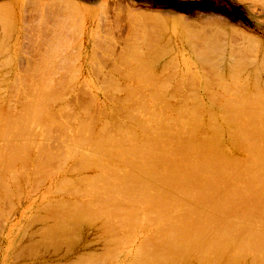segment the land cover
Instances as JSON below:
<instances>
[{
	"label": "bare ground",
	"instance_id": "6f19581e",
	"mask_svg": "<svg viewBox=\"0 0 264 264\" xmlns=\"http://www.w3.org/2000/svg\"><path fill=\"white\" fill-rule=\"evenodd\" d=\"M262 1H264V0H262ZM59 4H57V7ZM59 7H63V6L60 5ZM64 7H65V5H64ZM67 7H65V8L69 9ZM50 9H51V7H50ZM0 10H2V11H0V15L4 16V18H5L4 12H7L6 11L7 9L2 8ZM38 10H39V8H38ZM44 11H43V13H44ZM64 12L67 13V11H64ZM71 13L73 15L77 14V13L70 12V15H71ZM70 15H68V16L70 17ZM141 15H142V17L145 16L144 18H147L146 16H148V18H150L149 15H146V14H144V15L141 14ZM38 16H39V13H38ZM64 16H66V15H64ZM135 16L137 17V15H134V17ZM154 16H156V15H154ZM71 17L72 18H66V19H69L68 21L66 20V23L68 22V24H69V21H73V23H74V21H76V23L80 22V21H78V20H80L79 17H78L79 18L78 20H77V18H75L76 20H73L74 17L73 16H71ZM56 18H58V17H56ZM140 18H141V16H140ZM150 19L153 20L152 17ZM1 20H3V19H1ZM27 20H25V21H27ZM51 20L54 21V19H51ZM57 20H55V22H57V25L59 26L58 22H60V21H57ZM137 20H138L137 26H134V24H132V23L136 24L137 22H135V21L134 22L130 21L131 24L129 23L128 25H133L135 28H141L142 25H141V23H139L140 22L139 18ZM154 20H155V18H154ZM157 20H158V18H157ZM5 21H6V19H5ZM22 21H23V19H22ZM44 21H45V19H44ZM158 21L153 22L154 23L153 25H156L158 23ZM29 22H26V23L29 24ZM161 22H160V24L158 23L159 25L157 24L159 26V27L156 26L157 28H160L161 24H163V26L165 25L164 23H161ZM62 23H60V25ZM76 23H74V24H76ZM142 23H144V21H142ZM146 23L147 22H145V24ZM46 24H48V23H46ZM54 24L56 25V23H54ZM54 24L52 26H55ZM79 24L80 23H78V25ZM145 24H143V29H144ZM174 24H176V23L174 22ZM29 25L33 26L34 24L30 23ZM29 25L25 26V27L30 28ZM183 25H186V24H183ZM183 25H182V28L184 27ZM2 26H4V28H5L4 23L2 24ZM34 26H36V25H34ZM45 26H47V25H45ZM45 26L43 29H45ZM65 26H67V25L65 24ZM69 26H68V28H71V31L75 28V27H73V28L71 27L72 23ZM80 26H81V24H80ZM163 26L161 25V27H163ZM8 27H6V28H8ZM38 27H40V26H38ZM60 27L61 26H59L58 29ZM62 27H63V25H62ZM29 28H27V29H29ZM78 28L79 27H76L77 30H78ZM146 28L147 27H145V29ZM189 28L192 29V27L187 26V25L184 27V29H186V30H188ZM33 29H35V28H33ZM33 29L31 27L30 30L33 31ZM38 29H41V28H38ZM38 29H36V33L38 32L37 31ZM56 29H57V26H56ZM58 29L56 31L55 30H53V31H55V32L60 31V29L59 30ZM65 29H67V27H65ZM176 29H177V27H176ZM179 29H180V27H179ZM13 30H14V28H13ZM50 30H51V28H50ZM61 30H62V28H61ZM151 30H153V29H151ZM186 30H185V32H186ZM192 30H194V29H192ZM23 31H25V30H23ZM32 31H31V34H33ZM46 31L45 32L43 31V32L46 33ZM53 31H51V32L47 31V34H46L47 36L44 34L45 38L48 39L47 37H48V35H51V33L53 35L54 34ZM67 31H68V29L65 30L63 33L66 32L65 34L67 36L65 34H64V36L68 37V39H69L72 36V34L70 35V33H73L75 31V29L72 32L70 31V33H69V31L68 32ZM177 31H179V30H177ZM28 32H26V34ZM40 32L42 33V31H40ZM48 32L50 34H48ZM63 33L60 32V33H56V34L57 35L62 34L61 36L64 37ZM149 33H151V32H149ZM234 33H232L233 36H234ZM28 34H29V36L28 35L27 36L30 37V35H31L30 32ZM76 34H77V31H76ZM78 34H79V32H78ZM130 34H131V32H130ZM144 34H145V32H144ZM22 35H24V34H22ZM96 35L97 34H95V36ZM14 36H15V38H17L16 37L17 35H14ZM34 36H35V34H34ZM79 36H80V34H79ZM135 36L136 35L134 34V37ZM145 36H148V35H144L143 37L145 38ZM151 36H152V34H151ZM166 36H167V34H166ZM226 36H227V34H226ZM245 36H244V38H245ZM8 37H9V35H8ZM50 38L53 40H56V42L58 41L55 36H52V37L50 36L49 39ZM61 38H59V40ZM71 38L72 39H69V40L64 38V41H67L64 43L65 45L63 44V42H61L63 40L62 39V40H60L59 43L54 42L53 45L51 44L52 45L51 47L55 48L56 47L55 44L56 45L60 44V46H62V48L64 45L67 49L69 48V50L74 49L75 46H72L69 43L70 40L71 41L74 40L73 37H71ZM103 38L105 39V37H103ZM103 38H101V39L104 40ZM144 38H143V40H144ZM165 38H167V37H165ZM242 38L243 37H241V39ZM248 38H249V36H248ZM25 39H26V37H25ZM75 39H78V38L76 37ZM97 39H98V35H97ZM146 39H149V38H146ZM2 40L3 39H1L0 42H2ZM38 40L39 39H37V41ZM44 40L45 39H43V41ZM50 40H47V42L45 40V42L47 43L48 46L44 45V47L46 46L47 49L46 48L43 49L41 47L42 50H44V52L42 50L38 51L39 48L38 49L35 48V55L37 53L36 50L38 52H40L38 58L41 59L42 62H44L43 59L46 58L48 55L46 57H43V56L41 57V52H43V53L46 52L49 54V52L51 53L54 51L53 48H50L53 51H51V50L48 51L49 50L48 48L50 47L49 43L53 42V40H51V41ZM98 40L100 41V39H98ZM110 40L111 39H109V42L110 43L112 42L111 43V47H112V44H114V43H113V40L112 41H110ZM150 40H152V39H150ZM229 40H227V41L229 42ZM251 40H252V38L249 39V44H251V43L255 44V43H253L254 40H252V41ZM17 41H19V39ZM39 41H41V40H39ZM126 41H125V43H126ZM250 41H251V43H250ZM45 42H43V44H46ZM138 42H140V40H138ZM167 42H168V40H167ZM185 42H186V40H185ZM245 42H247V41H245ZM34 43H35V45L38 44V43L36 44V40ZM67 43H68V45H67ZM95 43H97V42L95 41ZM100 43L102 44L103 41H101ZM104 43H105V41H104ZM141 43H142V41H141ZM1 44H0V46H1ZM61 44H63V45H61ZM93 44H94V42H93ZM105 44H107V43H105ZM24 45H25V43H24ZM29 45H31V43ZM77 45H78V43H77ZM135 45H136V43H135ZM218 45H219V43H218ZM243 45H244V43H243ZM70 46H72V48ZM216 46H217V44H216ZM253 46L256 47V44ZM113 47H114V45H113ZM125 47H126V49L124 48L125 50L123 52V55H125V56L131 55V53H132L133 55H135V57H137L136 60H137L138 65L136 64L137 69H135V72L137 73L138 69L144 70L147 67L148 62H149L152 55L151 54H145L144 52H143L144 54H141L140 53L141 51H139L138 49H137L138 51L132 50L134 47L133 48L128 47V46H125ZM139 47H141V46H139ZM21 48L22 47H20V49ZM23 48L25 49L24 46H23ZM59 48H61V47H59ZM64 48H63V50L61 49V51H59L58 47L55 48L56 50L58 49V51H59L57 53V55L59 57L55 58V59H57L56 63L60 62V61H58V59L60 57H63L61 55L67 51L66 48H65V50H64ZM94 48H95V46H94ZM97 48H99V47H97ZM153 48H151V49H153ZM248 48L249 47H247V49ZM262 48H263V46H262ZM3 49H4V47H3ZM16 49H18V48H16ZM106 49H108V47H105V50ZM26 50L28 52V49H26ZM26 50H23V52ZM32 50L34 51V49H32ZM45 50H47V51H45ZM69 50H68V52H69ZM145 50H146V46H145ZM227 50H228V48H227ZM243 50H245V49H243ZM0 51H2V49ZM75 51H78V50H74V52ZM106 51H109V50H106ZM106 51L104 52L105 54L102 51H100V52H101V54L103 53L102 55H106ZM142 51H144V49H142ZM54 52H55V55H54V53L53 54L51 53L52 57L49 55L50 58H53L56 56L57 51H54ZM61 52H62V54L60 55L59 53H61ZM0 53L2 54L3 52H0ZM9 53H8V55H9ZM31 53H32V51H31ZM46 53H45V55H46ZM28 54H29V56H31L30 53H28ZM65 54L67 55V52ZM65 54H63V55L66 56ZM71 54H74L73 57L75 56V53H73V52L67 56L72 57ZM107 54L109 55V53H107ZM8 55L5 57H8ZM20 55H22V54H20ZM110 55H111V53H110ZM110 55H109V58L112 57ZM116 56H117V54H116ZM217 56H218V54H217ZM5 57H3V58H5ZM34 57L35 56H33V60H34ZM106 57H108V56H106ZM113 57H115V56H113ZM17 58L18 57L16 56V59ZM38 58H37V60H39ZM77 58H79V57H77ZM167 58H169V57H167ZM11 59H12V57H11ZM60 59L62 61L64 59V57L60 58ZM68 59L65 58L64 62H62V63H65V60L68 61ZM70 59H73V58H70ZM26 60H28V59L26 58ZM49 60L51 62L50 66H51V64L55 63L54 60H52V59H49ZM49 60H47V61L49 62ZM235 60H237V59H235ZM9 61H10V59H9ZM19 61H21V60H19ZM73 61L71 63L69 62L70 66L68 65V63L65 64V67H66V65H68V67H66L67 69L64 68V64L60 65L61 62L59 63V65L55 64L56 69L58 68L57 70H59V66H60V68L63 67V69L61 68L62 72H64V69L69 70L68 68L71 67V64H73ZM112 61H113V58H112ZM38 62H41V61L39 60V61H37V63ZM113 62H115V61H113ZM167 62H168V60H167ZM24 63L26 66L28 65V63H26V62H24ZM32 63H34V62H32ZM47 63H45L46 66L49 65V63L48 64ZM77 63H79V62H77ZM9 64H11V63H9ZM9 64L7 63V65H9ZM16 64H18V63H16ZM34 64H36V63H34ZM34 64L32 65V67H34ZM74 64H75V62H74ZM164 64H166V63H164ZM36 65H39V63ZM42 65H43V63H42ZM42 65H41L42 68L40 70L38 69L39 66L35 67V69L37 68V70H33V71H31L32 69L27 70V72H29V71L31 72L30 74H27V75H25L26 69L23 68L25 71V72H23V74L25 76L29 77V81L28 80L27 81L30 82V80H31V83H25V84L19 86L20 84L14 85L13 82L10 81L12 84L7 83V85H8L7 87L9 88L8 89L9 93L5 92L6 93V95H5L4 92H0V201H2V202L8 201L13 196V193H16L15 189L19 186V184L22 181H26V182L28 181L27 179L30 176L28 173V170L30 168H32L34 170V174H35V175H31V176L37 177L36 174L38 175V174L43 173V171L46 168H48L49 166L51 168V166L54 165L55 163L62 162V159L63 160L66 158L69 159V157H70L71 158L70 162H72L71 161L73 159L72 156L74 157V154L76 155V154H78V152L79 153L81 152L80 159H79L80 161L78 160L79 164H77L78 165L77 167L79 168V170L83 169V168H87L88 166L93 167V168L97 167L99 170L101 169L102 172L100 171V173L93 178H89L87 176L84 177V175H83L84 179L82 181L75 178V180L77 181L76 185H78L77 183L79 181L84 182L87 185V186H84V188L82 187L83 191L85 190L87 192V194L82 195V194H80V192H76V193H79L82 196L88 195L90 200L88 202L84 201L86 204L83 202L86 207L81 208L78 206L79 209H76L74 211L70 210L69 213L65 214L64 216L62 215V217H66V219L64 218L60 222L58 221L53 226L54 228H52L49 232V233H51L50 234L51 236L49 238H47V239L43 238L44 242H48V243L51 242L52 245L55 247V249H54L50 245L53 253H55V251L57 253V252H60L63 250L61 257H63L62 260L64 261V264H73V262L71 260L69 262L67 261L68 258H70V257H68V255H70L68 253H70V252H68V251H70V249L72 247H74L75 243H76L75 246H77V243L78 242L80 243V241H82L81 237L84 236L83 235L84 231L82 230L83 226L92 225L94 223V220H93L94 218L102 217L105 214H106V216H108L109 220L106 218V216H104L106 218V222H107V223L104 222V225H105V227H106V224L108 226L107 229L104 230L106 233L105 232L104 233L105 234L108 233V235H107L108 238H109V236H112L111 238L113 240L110 238V244L111 245L117 244V245H120L121 247L123 245V247H124L126 242L131 241V240H129V238L132 237L135 232H138V231L148 232V233H146L147 235L145 234L146 235L145 237L143 236V239L141 241L137 240L138 241L137 246H133V247H136V249L133 248V250H129L128 256H130V258H129L130 261L127 262L128 264L129 263L130 264H243L247 261H249L248 263H250V264H264V100L256 103L250 99L249 100H245V98L241 99L238 97L239 95H237V97L235 96L237 99L236 98L235 99L229 98L230 100L228 99L226 102H224V103L222 102L223 104H219L218 106L220 108L218 107L219 111H217L213 105H209L208 107L204 106L205 104L203 105V103L200 102L196 93H194V94L193 93L192 94L186 93L185 96H183L182 100L178 104L167 101L163 98L162 95L165 94L166 92H168L169 90L167 87H165L163 85L164 87L159 86L160 88L158 89V91H156L157 95H159L158 97L162 100L157 105H154L155 109L153 112L151 111L152 112L151 115L142 114L140 112H134V111L132 112V110H130L131 105L129 107V104H128V107H127V105H125L126 107H123L125 110L121 106L120 109L115 108V109H112L111 112H109L110 109H108L109 110L108 111V110H106L107 109L106 107L101 108V107H99L100 104H97L98 107L101 109L100 112L95 110L96 114H97V115H95L94 111L91 108L88 109L87 107H85L84 109H85V112H87V113H85V112L84 113L86 115H88L87 120L86 121L83 120L84 122L80 121L79 126H75L76 124L73 125V122L76 123L81 118H80V115L77 113L78 110L74 111V110H72V108H69L68 104H70V103L66 104L65 102H63L62 106L66 104L68 107L66 106L67 108L66 107L63 108L61 106V107H59V109L57 108L58 110L56 109L55 112H52L50 109V106L52 107V105L59 99V96L65 93V92L64 93H62V92L64 90V85H67L66 84L67 80H65V77H63V79L61 77V79H58V82H56L55 79L50 78V77H53L52 71L46 69V66L44 67ZM55 65H53L51 67L52 70H55L54 69ZM117 65H118V62H117ZM261 65H264V63L262 62ZM20 66H22V65H20ZM235 66H236V64H235ZM121 68H123V67L121 66ZM0 69H1V66H0ZM164 69H166V68H164ZM170 69H169V71H170ZM4 70H7V69H4ZM61 70H59L58 72L53 74L54 77H55V75H57V73H60ZM73 70L76 71V68ZM73 70H71L70 72H72ZM166 70H168V69H166ZM113 71H114V69H113ZM204 71H205V68H204ZM70 72L66 71L65 74L71 75ZM108 72H109V70H108ZM196 72H198V69ZM19 73H21V72H19ZM50 74H51V76H50ZM109 74H112V72L111 73L109 72ZM192 74H193V72H192ZM255 74H257V73H255ZM255 74H254V76H257V75L259 76V74H257V75H255ZM0 75H1L0 77H2V74H0ZM5 75H6V72H5ZM133 75H135V73ZM201 75H202V73H201ZM17 76H19V75H17ZM61 76H62V74H61ZM74 76H70V77L68 76V77L73 78ZM107 76H109V75H107ZM163 76L164 75H162V77ZM234 76H236V75H234ZM110 77H108V78H110ZM166 77H168V76H166ZM190 77H192L191 74H190ZM245 78L248 79L247 77H245ZM14 79H15V74H14ZM51 79H52V81H55L56 84H55V82H52V81L51 82L53 84H51L49 81ZM156 79H157V77H156ZM168 79H170V78H168ZM258 79H260V78H258ZM12 80H13V78H12ZM107 80L109 81V79H107ZM193 80H194V78H193ZM204 80H203V82H206ZM255 80H256V77H255L254 81ZM15 81L18 82V79L17 80L15 79ZM155 81H157V80H155ZM159 81H160V79L158 80V82ZM233 81H234V79H233ZM256 81H258L257 83L259 86V80H256ZM0 82H4V80H2V78H0ZM21 83H24V82H21ZM116 83L118 84V82H116ZM173 83H175V82H173ZM101 84H102V82H101ZM117 84H114V85H117ZM202 85L204 86V84H202ZM206 85H208V84H206ZM255 85H257V84H254V86ZM3 86H1V87H3ZM67 86H70V85H67ZM88 86H87V88H88ZM181 86H182V88L184 87L183 85H181ZM96 87L99 88L98 84ZM118 87H115V88L117 89ZM121 87H122V85H121ZM4 88H3V90H4ZM73 88H74V86H73ZM127 89H128V87H127ZM206 89L207 88H205V90ZM257 89H258V87H257ZM122 90H124V89H122ZM140 90H141V88H140ZM183 90H185V89H183ZM75 91H77V90H75ZM83 91L84 90H82V93H83ZM93 91H95V90H93ZM101 91L102 90H100V92ZM106 91H108V89ZM176 91L177 90L174 88L171 90V94H172L171 97H173V95H174V97L176 96L175 95ZM68 92L71 93V91H68ZM90 92L91 91H89V93ZM247 92H249V91H247ZM251 92H252V90H251ZM144 93H146V92H144ZM181 93H183V92L181 91ZM111 94H113V93H111ZM66 95L68 96V94H66V93L63 96L65 97ZM71 95H72V93H71ZM167 95H169V94L167 93ZM14 97H16L20 101L19 102L20 107L16 108V105H15L16 101H13L16 98H14ZM64 97H63V99H64ZM76 97H77V95L75 96V98ZM78 97H80V96H78ZM176 97H178V96H176ZM94 98H96V96ZM249 98H252V97L250 96ZM63 99H61V100L63 101ZM65 99L69 100V98H67V97ZM209 99H210V97H209ZM94 100H97V98ZM148 100H151V99L148 98ZM221 101H223V100H221ZM71 102H73V101H71ZM104 102L106 103V101H104ZM113 103L114 102L112 101V105H113ZM59 105H61V103H59ZM59 105H57V106H59ZM115 105L117 106L118 104H115ZM57 106L55 105V107H57ZM92 107H94V104ZM134 107H136V106H134ZM205 115H207V116H205ZM123 118H125L126 120L128 119L129 121H125ZM30 125H31V127H30ZM28 129L31 130V132H29ZM32 132H34V133H32ZM32 134L34 136L36 134L40 135V138L44 139L43 140L44 144L41 145V142H40L41 146H36L35 149H33V148L31 149V147L33 146V143H34V142H31L32 141V138H31ZM29 136H30V138L27 139ZM45 139H48L49 143L52 141H55L57 139H58V142L55 141L54 142L55 144L53 143L54 145H52L53 147L50 148L49 145H45ZM224 146L225 147L228 146L231 151L227 152L226 151L227 148H225ZM237 153H243V156L239 157L240 155L237 156ZM78 157H79V154H78ZM98 157H99V160H98ZM68 159H66L65 162ZM76 159H77V157H76ZM104 159H105V162H104ZM29 160H30V165L28 166ZM64 163H63V165H64ZM74 164H75V162H74ZM74 164H72V166ZM59 165L56 166V164H55V169L56 168L60 169L61 167L59 168ZM69 165H70V163L68 164V166L66 164L67 167L65 169V172H66V170H68ZM62 167H64V166H62ZM50 168H48V171ZM55 169L52 170V172L54 171L56 173L57 169H56V171H55ZM70 169H72L71 166H70ZM117 169H119V170H117ZM73 170H75V169H72L70 171L73 172ZM29 172H31V171L29 170ZM44 172H46V171H44ZM52 172H51V174H52ZM61 172H63V171H61ZM32 173L33 172H31V174ZM64 173H63V175H64ZM45 174H47V173H45ZM49 174H50V172L46 175V177H49L50 176ZM52 175H54V174H52ZM80 176H81V174H79V177ZM38 177L37 178L39 180L42 179V177L40 178V175ZM60 177H61V175H60ZM63 177L64 176H62L59 180L62 181ZM67 177L72 179V177H70L68 175H67ZM67 177H66V179H67ZM74 177H76V176H74ZM44 178H43V180H45ZM24 179H26V180H24ZM32 179L33 178H31V180ZM38 179H37V182L39 181ZM33 180L35 181L36 179H33ZM34 181H33V183H34ZM61 181H60V184H63L62 186H64L63 188H65V189L67 188V187H65V185H69V183H70V187H71L72 184L73 185L75 184V183L71 184V182L68 179H67V182L69 181L68 184H66L67 182L66 183L63 182V181H66L65 179H63V181H62L63 183H61ZM37 182L35 181V183H37ZM30 183H32V182L30 181ZM84 183H81V184H84ZM40 185H41V182H40ZM80 186H83V185H80ZM21 187H22V185H21ZM27 187H29V186H27ZM55 187L58 188V186H55ZM75 187L73 186L72 188H69L70 193L77 191V190H75V191L71 192V189H73V188L75 189ZM79 188L81 189V187H79V185H78L77 189H79ZM22 189L24 190L25 188H22ZM53 190H55V191L54 192L51 191V192L55 193L56 189H53ZM59 190L57 191L58 193H59ZM62 190H60V191L63 192V194H64L65 192H64V190L63 191ZM78 191H81V190H78ZM83 191H81V193H83ZM21 192H22V190H21ZM76 193L74 195H76ZM16 194H15V197H16ZM18 194L20 196V193H18ZM67 194L68 193L66 192V195ZM21 195H24V193H22ZM71 196L73 197V195H71ZM17 197H18V195H17ZM60 197H61V195H60ZM66 197H65V199H66ZM78 197H80V196H78ZM52 198H54V197H52ZM62 198L63 197H61V199ZM17 199H19V198H17ZM57 199L58 200H56V199H54V200H56V201L61 200L58 197H57ZM68 199H70V198L68 197ZM83 200H85V199H83ZM92 200L95 204L92 202ZM100 201H102V203ZM63 202H65V201L63 200ZM96 202H97V205H99L98 202H100V207L96 205ZM103 202H107L106 210L103 209V207L105 208V205H103V207L101 208V204H104ZM0 204H1V202H0ZM75 204H76V202H75ZM75 204H73V205H75ZM7 205H8V203H7ZM10 205H8V206L10 207ZM3 207H4V205H3ZM8 208H7V210H8ZM99 208H101V210L103 209L104 212L107 211V213H105L104 215L101 216L99 214L100 213L99 211H101ZM66 209H68V208H65L64 204L62 203V204H59V206L56 209H54V212L65 211ZM1 210H3L2 207H1ZM9 210H11V209H9ZM51 212H52V210H51ZM35 214H36V212H35ZM58 214H59V212H58ZM2 215H4V214H2ZM2 215L0 213L1 219L3 218ZM98 215H99V217H97ZM102 219H104V218H102ZM5 220L3 219L2 221H4V223H5ZM55 220L57 221L56 218L54 219V221ZM2 221H0V222H2ZM95 221H97V220H95ZM103 221H105V220H103ZM101 224H102V222H101ZM104 225H103V227H104ZM103 227H102V229H103ZM41 231H42V229H41ZM87 235L88 234L86 233L85 236H87ZM19 236H20V234H19ZM56 236H59L60 240L56 241V238H55ZM82 239H85V238H82ZM136 239L137 238H135V240ZM52 240L54 242H52ZM78 240H80V241H78ZM86 240H87V238H86ZM121 240L123 243L120 242ZM124 241H125V244H124ZM82 243H84V242H82ZM120 243H122V245ZM130 243H133V242H130ZM110 244L108 245L107 248H111ZM81 245H83V247H84L85 244H81ZM117 245L115 247L118 248ZM128 245H130V244L128 243ZM35 246H38V247H32V249H29L27 253L32 254V252H35L36 249L39 250L40 245H35ZM86 246H88V244H86ZM79 247H80V245H79ZM121 247H119V248H121ZM107 248H106V250H107ZM117 248H116V250L114 249L115 253H116V251L119 252V249H117ZM45 249L49 250V252H50V249L48 247ZM103 249H102V251H106ZM73 250H74V248H73ZM75 250H77V248H75ZM46 251H44V252L46 253ZM77 251H75V252L77 253ZM125 251H126V249H125ZM108 252L109 251H107V254H110V255H108L106 257L109 258V256H112L113 252H112V254L110 252L109 253ZM103 253H101V254H103ZM125 253L126 252H124V254ZM41 254H43V252ZM78 254H80V253H78ZM89 255L90 256L86 260H83L78 256V258H77L78 262L76 264H105V262L108 261V259L106 261V258L101 259V256L99 254H94V252H91ZM118 255L112 256V259L110 261L112 264L115 263L113 260H116L115 257H118ZM38 256H39V253H38ZM38 256H37V258H38ZM122 258H124V257H122ZM110 262L108 261L107 264H110ZM119 262H120V260H119ZM57 264H60V263H57Z\"/></svg>",
	"mask_w": 264,
	"mask_h": 264
},
{
	"label": "rangeland",
	"instance_id": "374dc122",
	"mask_svg": "<svg viewBox=\"0 0 264 264\" xmlns=\"http://www.w3.org/2000/svg\"><path fill=\"white\" fill-rule=\"evenodd\" d=\"M56 3L57 4L60 3L58 5V7H57ZM63 4L65 5V7L68 6L67 8H69V9H66ZM60 5H62L63 7H59ZM49 6L51 7V9ZM2 8L7 9L6 10L7 12H4L5 18H4V16L0 15V21H1L0 22V32H1L0 33V41H1V39H3L2 40L3 43L0 42V44L1 43L3 44V45L1 44V46H0V50L2 49V51H0V52H3L2 54L0 53V59H1L0 60V62H1L0 63V66H1L0 74H2V77H0V78H2V80H4V82H0L1 86L4 85L3 87L0 86V88L2 89V90L0 89V92H4L5 95H6V93H9V91H8L9 88L7 87L8 86L7 83L10 84L11 83L10 81H12L14 85L20 84L19 86H21L25 83H31V80H30V82H28L29 77L25 76V75L31 73L30 71L27 72V70H29V69H32L31 71L37 70V68L35 69V67H38V66H39L38 69L40 70L42 68L41 67L42 63H43L42 66L45 67L46 66L45 63H47L48 62L47 60H49V59L54 60L55 63L51 64V66H50L51 62L49 60V62H48L49 65L46 66V69L51 70L53 74H55L56 72L61 70V68L63 69V67L60 68V66H59V70H57L58 68L56 69L55 64L59 65V63L61 62L60 65L64 64V68L67 69L66 67H68L69 62L71 63L75 59L73 61V64H71V67L68 68L69 70L64 69V72H62V70H61L62 73L61 72L60 73L62 74V76L60 73H57L58 76L55 75L56 78L58 77L57 79L54 77V75L52 73L51 74L53 77H50L51 74L49 76L50 78L55 79L56 82H58V79H61V77H62V79H63V77H65V80H67L66 84L70 85V86H67V85H64L65 83L63 84L64 90L62 93L65 92L66 94H68V96L66 95L64 97L63 95L65 93L60 95L59 99L55 102L56 104L54 103L52 105V107L50 106V109L52 112H55L57 108L59 109V107L62 106L63 102H65L66 104L70 103L72 106L70 104H68L69 108H72V110H74V111L78 110L77 113L80 115V118H81L76 123L73 122V125L76 124L75 126H79L80 121L84 122L83 120H85V121L87 120L88 115L85 114V113H87V112H85V109H84L85 107H87L88 109L91 108L94 111V114L97 115L95 110L100 112L101 109L99 107H101V108L106 107L107 108L106 110L110 109V111L109 110L108 111L111 112L112 109H115V108L120 109L121 106H122V108L126 107L125 105H127V107H128V104H129V107L131 105L130 110H132V112L134 111V112H140L142 114L151 115L155 109L154 105H157L162 100L158 97L159 95H157L156 91H158V89L160 88L159 86H163V85L165 87H167L169 90L168 92H166L165 94L162 95L163 98L167 101L178 104L182 100L183 96H185L186 93L187 94L196 93L200 102H202L203 105L205 104L204 106L208 107L209 105H213L217 111H219L218 110L219 104H223L229 98L235 99L237 97V95H239L238 97L241 99H243V98H245V100L250 99L256 103L264 100V74H263L264 73V65H261L262 62L264 63V49H263L264 48V1H262V0L261 1L260 0H0V9H2ZM38 8H39V10H38ZM0 11H2V10H0ZM43 11H44V13H43ZM64 11H67V13ZM70 12L77 13V14L73 15L71 13V15H70ZM38 13H39V16H38ZM141 14L149 15V17L150 18L152 17L153 20L148 18V16H146L147 18H144L145 16L142 17ZM64 15H66V16H64ZM68 15H70V17ZM134 15H137V17L136 16L134 17ZM154 15H156V16H154ZM71 16L74 17L73 20H76L75 18H77V20L80 18V20H78L80 22L76 23V21H74V23H76V24H74L73 21H69V24H68V22L66 23V20L67 21L69 20L66 18H72ZM140 16H141V18H140ZM56 17H58V18H56ZM156 17L158 18L159 21L157 20ZM136 18L137 19L139 18V20H140L139 23H141V25H142L141 28H135L134 27V26H137V24H138V20ZM154 18H155V20H154ZM1 19H3V20H1ZM5 19H6V21H5ZM22 19L24 22L22 21ZM44 19H45V21H44ZM51 19H54V21ZM25 20H27V21H25ZM55 20L60 21V22H58V24H59V26H61L59 28L60 31H57V32H55V31L58 29L59 26L57 25V22H55ZM130 21H132V22L135 21L137 23L136 24L132 23V24H134V26L128 25L130 23ZM142 21H144V23H142ZM155 21H158L159 24L162 21L161 23H164L165 25L163 26V24H161L163 27H161V25H160V28H157L156 26H158L159 24L156 22L158 25L156 23H155L156 25H153L154 24L153 22H155ZM26 22H29V24L32 23L36 26H34V25H33L34 27L32 25L30 26ZM145 22H147L146 23L147 25L145 24ZM174 22L176 24H174ZM1 23L2 24L4 23L5 28H4V26H2ZM46 23H48V24H46ZM54 23H56V25ZM60 23H62V24L60 25ZM71 23H72L71 27L72 28L75 27L74 28L75 31H74V29L72 30V31H74L73 33H70L71 28H68V26ZM78 23H80L81 26H80V24L78 25ZM53 24L55 26H52ZM65 24L67 26H65ZM143 24H145L144 29H143ZM183 24H186L187 26L192 27V29H194V30H192L190 28L189 29L192 32L189 29L186 30L188 27L186 29H184V27L186 25H183ZM7 25L8 26L10 25V26L8 27ZM28 25L30 26V28L27 27L29 29H27L25 27ZM45 25H47V26H45ZM62 25H63V27H62ZM182 25L184 26L183 28H182ZM38 26H40V27H38ZM44 26H45V29H43ZM56 26H57V29H56ZM6 27H8L9 29ZM31 27H32V29L33 28H35V29H33V31H32V30H30ZM37 27L41 28V29H38ZM65 27H67L70 35L72 34L71 37H73V39H74L73 41L70 40L72 43L69 41L70 45L75 46L74 49H70L71 51L69 50V48L67 49L64 46L65 45L64 43L67 42V41H64V38L68 39V37H66L67 35L65 34L66 32L63 33L65 30H67V29H65ZM76 27H79L78 30L76 29ZM145 27H147V28L145 29ZM176 27H177V29H176ZM179 27H180V29H179ZM13 28H14V30H13ZM50 28H51V30H50ZM61 28H62V30H61ZM36 29H38L37 33H36ZM151 29H153V30H151ZM23 30H25V31H23ZM46 30L49 32L55 30V31H53L55 35L54 34L52 35V33H51V35H48V37H47L48 39H46L45 38V35L47 34ZM177 30H179V31H177ZM185 30H186V32H185ZM28 31L30 32V34H31V31L33 33L30 35V37H28L29 36ZM40 31H42V33ZM43 31L44 32L46 31V33H44ZM76 31H77V34H76ZM230 31L231 32L233 31L232 33L235 32L236 34L234 33V36H233ZM26 32H28V33L26 34ZM49 32H48V34H50ZM60 32L63 33V36H64V34L66 36L62 37L61 36L62 34L61 35L58 34L60 36L59 37L56 33H60ZM78 32H79L80 36H79ZM130 32H131V34H130ZM144 32H145V34H144ZM149 32H151V33H149ZM21 33L24 35H22ZM34 34H35V36H34ZM95 34L98 35V39H100V41L97 39V35L95 36ZM134 34L136 35L135 37H134ZM151 34H152V36H151ZM166 34H167V36H166ZM226 34H227V36H226ZM8 35H9V37H8ZM14 35H17L16 36L17 38H15ZM144 35H148V36H145V38H144L143 37ZM24 36L26 37V39ZM50 36L51 37L55 36L56 39L58 40L57 41L58 43L60 42V40L63 39L61 42H63L64 45L63 44H61V45H63V48L64 47L66 48L67 55H70V53H72V52L75 53L74 57H73L74 54H71L72 55V57H71V56H67L65 54L66 52L63 53L66 56H64L62 54V52L59 53L60 55L62 54L61 56H63L64 59L65 58L66 59L73 58V59H70L71 61L68 59V61L65 60V63H62V62H64V59L61 61L60 58H63V57H60L58 59V61H60V62L57 61L58 63H56L57 59H55V58L59 57L57 55V53L59 51H61V49L63 50V48H62V46H60V44H57L58 46L55 44V46L58 47L59 51H58V49L57 50L55 49L56 48L55 46H54L55 48L51 47L54 44V42L57 43L56 40H53L51 38L50 39L53 40V42L52 43L48 42L50 44L48 51H50V50L51 51H53V50L57 51L56 56L53 57L54 59L49 57V55L51 56L53 53L55 55L54 51L51 52L52 54L50 52H49V54L45 52L46 55H45V53H43L44 50H42V48L47 49V47L46 46L44 47V45H47L46 42H47V40H50L49 39ZM244 36H245V38H244ZM248 36H249V38H248ZM71 37L69 39H72ZM76 37L78 39H75ZM103 37H105V39ZM165 37H167V38H165ZM241 37H243L244 39L243 38L241 39ZM36 38L41 40V41H39V40L37 41ZM59 38H61V39L59 40ZM101 38H103L104 40H102ZM134 38L135 39L137 38V39L135 40ZM143 38H144V40H143ZM146 38H149V39H146ZM251 38H252V40H254L253 43L256 44V47L253 46L255 44L251 43L252 40L250 41L251 44H249V39H251ZM18 39H19V41H17ZM43 39H45L46 42H45V40L43 41ZM109 39H111L110 41L113 40L114 44H112V47H111L112 42L110 43ZM150 39H152V40H150ZM35 40H36V44L38 43L37 45H35V43H34ZM138 40H140V42H138ZM167 40H168V42H167ZM185 40H186V42H185ZM227 40H229V42ZM92 41L94 42V44ZM95 41L97 43H95ZM101 41H103L102 44L100 43ZM104 41L107 44H105ZM125 41H126V43H125ZM141 41H142V43H141ZM245 41H247V42H245ZM43 42H45L46 44H43ZM24 43H25V45H24ZM30 43H31V45H29ZM77 43H78V45H77ZM135 43H136V45H135ZM218 43H219V45H218ZM243 43H244V45H243ZM216 44H217V46H216ZM67 45H68V43H67ZM113 45H114V47H113ZM23 46L25 47V49L23 48ZM72 46H70V47L72 48ZM94 46H95V48H94ZM104 46L108 47V49H106V50H109V51H106ZM125 46L131 47V48L134 47L132 50H136V51L139 50V51H141L140 52L141 54L145 53V54H151L152 55L149 62H148L147 67L144 70L138 69L137 73L135 72V69H137L136 66L138 65L137 60H136L137 57H135V55H133L132 53H131V55H126V56L123 55V52L126 49ZM139 46H141V47H139ZM145 46H146V50H145ZM262 46H263V48H262ZM3 47H4V49H3ZM20 47H22V48L20 49ZM59 47H61V48H59ZM97 47H99V48H97ZM247 47H249V48L247 49ZM16 48H18V49H16ZM35 48L36 49L39 48L38 51L39 50L43 51V52H41V57L42 56L46 57L48 55L47 57L49 59L47 57L44 59L42 58L45 63L42 62V60L38 58L40 52H38L36 50V52H37L36 55L37 54L38 55L37 56L35 55ZM50 48H53V50ZM65 48H64V50H65ZM151 48H153V49H151ZM227 48H228V50H227ZM26 49H28V52ZM32 49H34V51ZM142 49H144V51H142ZM243 49H245V50H243ZM23 50H26V51L23 52ZM68 50L70 53L68 52ZM74 50H78V51L74 52ZM31 51H32V53H31ZM45 51H47V50H45ZM100 51H102L103 53L106 51V55H102L103 53L101 54ZM8 53H9V55H8ZM28 53H30L31 56H29ZM107 53H109V55L111 53L110 56H112V57L109 58V55ZM6 54L8 55V57H5V56H7ZM20 54H22V55H20ZM116 54H117V56H116ZM217 54H218V56H217ZM10 56L12 57L13 60L11 59ZM16 56L18 57L17 59H16ZM33 56H35L34 60H33ZM106 56H108V57H106ZM113 56H115V57H113ZM3 57H5L6 59ZM77 57H79V58H77ZM167 57H169V58H167ZM26 58L28 60H26ZM37 58L41 61V62H38L39 65H36V64H38L37 61H39V60H37ZM112 58H113V61H115V62L112 61ZM9 59H10V61H9ZM235 59H237V60H235ZM19 60H21V61H19ZM167 60H168V62H167ZM24 62L28 63L29 66L27 65L28 66L27 67ZM32 62H34L36 64H34ZM74 62H75V64H74ZM77 62H79V63H77ZM117 62H118V65H117ZM7 63L8 64L11 63V64L7 65ZM16 63H18V64H16ZM66 63H68V65H66V67H65ZM164 63H166L167 65ZM33 64H34V67H32ZM235 64H236V66H235ZM20 65H22V66H20ZM53 65H55L54 66L55 70H52V68H51ZM120 65L124 69L121 68ZM23 68L26 69V72L24 71ZM75 68H76V71L73 70ZM164 68H166L168 70H166ZM204 68H205V71H204ZM4 69H7V70H4ZM113 69H114V71H113ZM169 69H170V71H169ZM197 69H198V72H196ZM71 70H73L75 73L73 71L70 72ZM108 70L110 73L112 72V74L113 73L114 74L113 75L109 74ZM66 71L70 72L71 75H69V74L66 75L65 74ZM5 72H6V75H5ZM19 72H21V73H19ZM23 72H25V75L23 74ZM133 72L135 73V75H133L134 74ZM192 72H193V74H192ZM201 73H202V75H201ZM255 73L259 74V76ZM14 74H15V79L16 80L18 79V82L15 81ZM190 74L192 75V77H190ZM254 74L257 76H254ZM17 75H19V76H17ZM107 75H109V76H107ZM154 75L157 77V79ZM162 75H164V76L162 77ZM234 75H236V76H234ZM68 76L69 77L74 76V77L69 78ZM166 76H168V77H166ZM11 77L13 78V80ZM108 77H110V78H108ZM245 77H247L248 79H246ZM255 77H256V80H259V86L257 83L258 81H256V80L254 81ZM168 78H170V79H168ZM193 78H194V80H193ZM258 78H260V79H258ZM52 79L49 80L51 84H53L52 82H55V81H52ZM107 79H109L110 82ZM159 79L162 83L160 81L158 82ZM202 79L203 80L205 79L204 81H206V82H203ZM233 79L235 82L233 81ZM155 80H157V81H155ZM21 82H24V83H21ZM56 82H55V84H56ZM101 82H102V84H101ZM116 82H118V84ZM173 82H175V83H173ZM97 84H98L99 88L96 87ZM114 84H117V85H114ZM120 84L122 85V87ZM180 84L183 85L184 87L182 88V86ZM202 84H204L205 87ZM206 84H208V85H206ZM254 84H257V85H255L256 87L254 86ZM73 86H74V88H73ZM87 86L89 89L87 88ZM115 87H118V88L116 89ZM127 87H128V89H127ZM257 87H258V89H257ZM3 88H4V90H3ZM140 88H141V90H140ZM173 88L177 90L175 92V95L178 96L180 99L176 96L174 97V95H173V97H171V95H172L171 90ZM205 88H207V89L205 90ZM107 89H108V91H106ZM122 89H124V90H122ZM183 89H185V90H183ZM75 90H77V91H75ZM82 90H84L83 93H82ZM93 90H95V91H93ZM100 90H102V91L100 92ZM251 90H252V92H251ZM68 91H71L72 95ZM89 91H91V92L89 93ZM181 91L183 93H181ZM247 91H249V92H247ZM144 92H146V93H144ZM111 93H113V94H111ZM167 93L170 96L167 95ZM76 95H77V97L75 98ZM78 96H80L81 98ZM95 96H96L97 100H94V99H96V98H94ZM250 96L252 98H249ZM63 97H64V99L67 97V98H69V100L68 99L64 100ZM209 97H210V99H209ZM14 98H16V97H14ZM148 98L151 99L152 101L148 100ZM61 99H63V101ZM221 100H223V101H221ZM13 101H16L15 102L16 108L20 107V105H19L20 101L17 98L14 99ZM71 101H73V102H71ZM104 101H106V103ZM112 101L114 102L113 105H112ZM59 103H61V105H59ZM66 104L63 105L62 107L65 108L67 106ZM93 104H94V107H92ZM97 104H100L99 107ZM115 104H118V105L116 106ZM55 105L56 106L59 105V106L55 107ZM134 106H136V107H134ZM205 116H207V115H205ZM123 119L125 121H129L128 119L127 120L125 118H123ZM30 127H31V125H30ZM29 132H31V130H29ZM32 133H34V132H32ZM29 138H30V136L27 139H29ZM31 138H32L31 142H34L31 149L32 148L35 149L36 146H41L44 144V141H43L44 139L40 138V135H38V134H36L35 136L32 134ZM55 141L58 142V139ZM55 141H52L49 143L48 139H45V145H49V147L52 148L53 147L52 145L55 144L54 143ZM40 142H41V145H40ZM225 148H227L226 149L227 152L231 151L228 146ZM78 154H79V157H78ZM78 154H76V155L74 154V157L72 156V158H73L71 160L72 162H70L71 158L69 157V159L66 158V159H68L66 162H65L66 159H64V160L62 159V162L55 163L56 166H58L60 164L59 168L61 167L60 169L56 168L57 171L55 169V164H54L51 166V168H50V166L48 167V168H50L49 171H48V168H46L44 170L46 172L43 171V173H41V174H38V175L36 174L37 177L39 175H40V178L42 177V179H40V180L38 179L39 177L37 178L35 176H33V177L31 176V175H35V174H34V170L29 167L30 169L29 168L28 169L31 172H33L31 174V172H29V170H28V173L30 176L27 179L28 180L27 182L29 184L26 181H22L19 184V186L15 189L17 194L13 193V196L8 201H4V202L0 201L1 202L0 210H1V207L3 208V210H1L0 213H1V215L2 214L5 215V216L2 215L3 216L2 219L0 216V221H2L3 219L5 220L7 218L5 220V223H4V221L0 222V257H1L0 258V264H2V263L3 264H57V263L64 264V261L62 260L63 257H61L63 250L60 252H57V253L55 251L56 254L53 253L52 248L55 249V247L52 245L51 242L50 243L44 242L43 238L44 239L49 238L51 236L50 235L51 233H49V232L52 228H54L53 226L58 221L60 222L64 218L66 219V217H62V215L64 216L65 214L69 213L70 210L74 211L76 209H79V207H81V208L86 207L85 206L86 203L84 201L88 202L90 199H89L88 195H86V196H82V195L87 194V192L85 190H84L85 192L83 191L84 186H87V185L84 182H80V181H82L84 179V177H86V176L89 178H93L96 175H98L101 171V169L99 170L97 167L93 168V167H89V166L87 168H83V169L79 170V168L77 167L78 166L77 164H79L78 162L80 161L79 159H80L81 152L80 153L78 152ZM237 156L242 157L243 153H237ZM76 157H77V159H76ZM98 160H99V157H98ZM74 162H75V164H74ZM104 162H105V159H104ZM28 163H29L28 164V166H29L30 160ZM63 163H64V165H63ZM69 163H70V165L68 167V170H66V172H65V169ZM66 164H67V166H66ZM72 164H74V165L72 166ZM62 166H64V167H62ZM70 166L72 169H75V170H73V172L70 171V170H72V169H70ZM54 169H55L56 173L54 171L52 172V170H54ZM117 170H119V169H117ZM61 171H63V172H61ZM49 172H50L49 175L51 177L50 176L46 177V175ZM51 172L54 175H52ZM45 173H47V174H45ZM63 173H64V175H63ZM79 174H81L80 177H79ZM60 175H61V177L64 176L63 179L66 180V181H63V179H62V181L64 183L67 182V179L71 182V184L75 183L74 185L72 184L71 187H70V183H69V185L64 184L65 187H67L66 189L69 192L65 188H63L64 187V186H62L63 184H60V181H61V180H59L61 178ZM67 175L72 177L73 180L71 178H68ZM83 175H84V177H83ZM74 176H76V177H74ZM66 177H67V179H66ZM31 178L36 179L35 180L36 182L38 179L39 183L38 182H37L38 184L35 183V181L33 179L31 180ZM43 178L45 180H43ZM75 178L80 180L77 184L79 185V187H81V189L80 188L77 189L78 185H76L77 181L75 180ZM24 180H26V179H24ZM30 181L32 183H30ZM33 181H34V183H33ZM62 181H61V183H63ZM40 182H41V185H40ZM68 182L66 184H68ZM81 183H84V184H81ZM21 185H22V187H21ZM80 185H83V186H80ZM27 186H29V187H27ZM55 186H58V188L60 190L63 189L65 193L63 194V192H61ZM73 186L74 187L76 186V187H75V189L74 188L71 189V192L75 191V190H77V191L70 193L69 188H72ZM22 188H25V189L23 190ZM53 189H56V192L59 190V193L58 192L53 193L55 191ZM21 190H22V192H21ZM78 190L83 191V193H81V191H78ZM51 191H53V192H51ZM66 192L68 193L67 194L68 196L66 195ZM76 192H80V194H82V195H80L79 193H76ZM18 193H20V196ZM22 193H24V195H21ZM75 193H76V195H74ZM15 194H16V197H15ZM17 195H18V197H17ZM60 195H61V197H63L62 199L65 202H63ZM71 195H73V197ZM45 196L46 197L48 196L49 198L48 197L46 198ZM78 196H80V197H78ZM52 197H54V198H52ZM57 197L60 198L61 200L56 201V200H58ZM65 197H66V199H65ZM68 197L70 199H68ZM17 198H19V199H17ZM54 199H56V200H54ZM83 199H85V200H83ZM75 202L77 205L75 204ZM92 202H93V200H92ZM100 202L102 203V201H100ZM100 202H98L99 205H97V202H96V205L99 207H100ZM7 203H8V205L11 204L10 207L7 205ZM62 203L64 204V207L68 208V209H66L65 211L54 212V209H56L59 206V204H62ZM103 203L104 204H101V208L103 207V205H105V208L103 207V209L106 210L107 202H103ZM73 204H75V205H73ZM3 205H4V207H3ZM7 208H8V210H7ZM101 208H99V209L101 210ZM9 209H11V210H9ZM103 209L101 211H99L100 212L99 214L101 216L104 215L105 213H107V211L104 212ZM51 210H52V212H51ZM35 212H36V214H35ZM58 212L60 215L58 214ZM104 216H106V214ZM104 216L99 217V215H98L97 217H99V218H94V219L92 218L94 220V223L92 225L83 226V228H82V230L84 231L83 235L85 236L86 233L88 235L85 237L82 236L81 237L82 241L78 240V241H80V243L77 241L79 244L77 243V246H75L76 245V243H75L74 247H72L70 249V251H68V252H70V253H68V254H70V255H68V257H70L67 260L68 262L71 260L73 262V264H76L78 262V259H77L78 256L81 259L86 260L90 256L89 254L91 252H94V254H99L101 256V259L106 258V261L108 259L109 262L111 261L113 255L117 256L119 254L118 257L114 256L116 258V260H113L115 262L113 264H117V263L118 264H121V263L122 264H125V263L128 264L127 262L130 261V259H129L130 256H128L129 250H133V248L136 249V247H133V246H137V244H138L137 240L141 241L143 239V236L145 237L147 235L146 233H148V232H145V231L135 232L133 236L137 239L135 240V238L133 236L129 238V240H131L130 242H133V243H130L128 241L125 244V241H124L125 245L123 247V245H122L123 242L121 240L120 242H122V243H120V244L122 245L123 248L120 245L116 244L118 246V248H117V247H115L116 245L110 244V238L112 236H109V238H108L107 237L108 233L105 234L106 232L104 230L107 229V227H108L106 224L107 223L106 218L108 219V216H106V218ZM55 218L57 219V221L56 220L54 221ZM102 218H104V219H102ZM95 220H97V221H95ZM103 220H105V221H103ZM101 222H102V224H101ZM104 222H106L105 223L106 227L104 225ZM103 225H104V227H103ZM102 227H103V229H102ZM41 229H42V231H41ZM19 234H20V236H19ZM55 238H56V241L60 240L59 236H56ZM82 238H85V239H82ZM86 238H87V240H86ZM52 242H54V241L52 240ZM82 242H84V243H82ZM128 243L130 245H128ZM81 244H85L84 247ZM86 244H88V246H86ZM109 244H110L111 248H107ZM35 245H40L39 250L36 249V251L32 252V254L27 253L29 249H32V247H38ZM50 245L52 248L50 247ZM79 245H80V247H79ZM44 247L45 248L48 247L50 249V252H49V250L45 249ZM119 247H121V248H119ZM73 248H74V250H75V248H77L78 251L75 250V251H77V253L73 250ZM106 248H107V250H106ZM116 248L119 249V252L116 251V253H115L114 249L116 250ZM102 249L106 250V251H102ZM125 249H126V251H125ZM44 251H46V253ZM107 251H109L111 254L113 252L112 256H109V258L106 257V256L110 255V254H107ZM42 252L44 255L41 254ZM124 252H126V253L124 254ZM38 253H39V256H38ZM78 253H80V254H78ZM101 253H103V254H101ZM36 255L38 256V258ZM122 257H124V258H122ZM119 260L121 263L119 262ZM107 262H105V264H107ZM248 262L249 261H247L243 264H250ZM110 264H112V263L110 262Z\"/></svg>",
	"mask_w": 264,
	"mask_h": 264
}]
</instances>
